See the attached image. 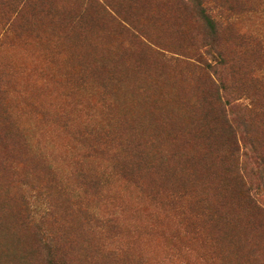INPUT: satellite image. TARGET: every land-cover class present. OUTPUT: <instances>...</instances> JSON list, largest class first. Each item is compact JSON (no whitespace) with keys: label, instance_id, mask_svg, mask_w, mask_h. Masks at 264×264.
<instances>
[{"label":"rangeland","instance_id":"1","mask_svg":"<svg viewBox=\"0 0 264 264\" xmlns=\"http://www.w3.org/2000/svg\"><path fill=\"white\" fill-rule=\"evenodd\" d=\"M258 100L264 0H0V264H264Z\"/></svg>","mask_w":264,"mask_h":264},{"label":"trees","instance_id":"2","mask_svg":"<svg viewBox=\"0 0 264 264\" xmlns=\"http://www.w3.org/2000/svg\"><path fill=\"white\" fill-rule=\"evenodd\" d=\"M201 14L203 18L205 19L207 26H209L213 30L215 27L214 21L207 14H205L204 11H202ZM257 103H258L257 104L258 108L264 110V103H261L260 100H258Z\"/></svg>","mask_w":264,"mask_h":264}]
</instances>
